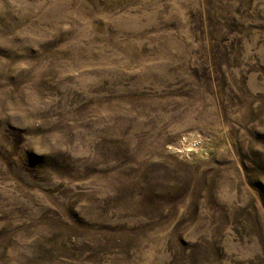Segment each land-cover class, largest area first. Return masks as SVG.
Instances as JSON below:
<instances>
[{"label":"rangeland","instance_id":"rangeland-1","mask_svg":"<svg viewBox=\"0 0 264 264\" xmlns=\"http://www.w3.org/2000/svg\"><path fill=\"white\" fill-rule=\"evenodd\" d=\"M0 264H264V0H0Z\"/></svg>","mask_w":264,"mask_h":264}]
</instances>
